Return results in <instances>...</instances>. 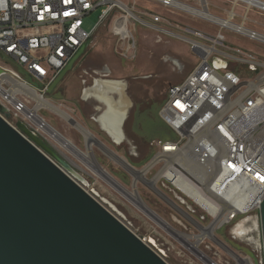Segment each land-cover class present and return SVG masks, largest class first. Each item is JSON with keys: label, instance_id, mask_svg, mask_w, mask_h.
<instances>
[{"label": "built area", "instance_id": "2783aa9c", "mask_svg": "<svg viewBox=\"0 0 264 264\" xmlns=\"http://www.w3.org/2000/svg\"><path fill=\"white\" fill-rule=\"evenodd\" d=\"M99 8L98 23L86 31L84 19ZM138 27L184 43L198 58L188 77L167 92L159 117L178 138L149 142L154 155L148 174L158 170L159 179L150 181L154 190L200 228L197 236L204 235L202 228L212 230L213 237L201 243L209 239L221 245L216 233L255 218L264 200V54L229 38L241 36L264 49V0H0V62H8L0 66V105L7 111L2 116L14 128L22 122L62 154L45 132L50 125L41 111L46 108L34 112L31 99L14 94L3 78L45 97L101 28L109 30L115 53L135 62ZM214 59L222 67H215ZM96 74L82 90L83 102L105 82L122 84L126 91V84L110 79L108 69ZM109 94L119 97L118 91ZM99 117L92 120L98 123ZM82 186L94 196V184ZM232 237L237 240L238 234ZM152 248L167 260L155 243ZM195 253L202 264H219L199 249Z\"/></svg>", "mask_w": 264, "mask_h": 264}, {"label": "rangeland", "instance_id": "374dc122", "mask_svg": "<svg viewBox=\"0 0 264 264\" xmlns=\"http://www.w3.org/2000/svg\"><path fill=\"white\" fill-rule=\"evenodd\" d=\"M101 9L99 8L92 12L84 19V29L86 31L89 32L96 26L100 19ZM239 9L241 12V8ZM213 11L215 10L213 9ZM209 27L207 25L206 30ZM136 38L139 45L138 59L135 62H129L122 60L115 53L114 43L109 30L101 28L89 45L97 47V54L104 64L102 63V65L94 69L89 66V63L75 66L57 88L51 94L45 96V99L56 106H60L73 119L75 114L72 109H75V106L79 107L82 110L81 113H83V124L77 123L89 131L103 146L95 144L93 147V154L97 164L109 173L115 180V183L121 187V190L123 188L126 192L137 191L143 203L163 221L167 222L174 232L177 231L178 235L195 237L200 234V228L192 224L189 219L184 218L181 214L182 212L174 206V203L171 200H167L164 195L156 192L150 183L156 177L158 179V170H154L147 175L146 178L149 182L140 180L135 184V178L132 173L120 164L118 160L124 159L134 169L141 170L149 164L154 155V152L150 151L151 148L149 146L151 139L177 140V135L166 124L160 120H150L149 122L147 121V116L144 114L137 115L136 124L138 126L141 124V131L138 130V126L136 127V124L134 126L133 115L138 109L139 111L148 109L149 113L158 115L169 88L184 81L188 73L196 65L197 58L184 43L172 39H161L154 33L141 27L137 28ZM229 38L234 39L238 44L256 54H264V49L252 41L244 39L241 36H229ZM159 39L162 41L159 42L158 49L148 48L143 50V46L148 47L149 43L158 42ZM3 61L0 62V66L8 64L6 60ZM172 62H175V64ZM11 66L20 72L19 68L14 65ZM107 69L111 72V80L126 84L125 94L129 99L130 106H132L128 112L129 119L123 128L126 141L119 146H116L106 137L102 138L103 140L99 139L93 132L99 126L88 118L91 115L92 106H99L102 113L106 110V106L101 105V102L94 97L89 103H83L79 100V96L77 98V95L82 93L85 86L93 84V80L98 77L96 73L102 75ZM83 79L87 80L85 85L81 82ZM113 98L115 100L118 99L117 96H113ZM36 105L37 103L31 99L30 108L33 109ZM41 114L55 132L80 151L87 153V141L84 135L72 123L48 109L42 110ZM149 125L155 128L154 133L145 132L146 126ZM100 127L103 129L101 124ZM134 131L138 136L134 134ZM132 137H135L137 140V145H143L145 149L142 152L136 150V154H134L131 149L132 146L128 143V141H132ZM50 143L54 144L70 163L78 167L79 173L87 182L94 184L96 192L120 213V218L126 225L137 235L142 238L146 237L149 242L155 243L157 249L163 251L170 264H202L199 256L195 252L189 251L184 242L177 236H174L173 232L165 230L164 227L150 218L139 206L132 203L123 191L106 180L105 177L99 176L94 171L95 168L92 162L88 164L81 162L78 157L76 158L74 154L62 148L55 140H50ZM198 213L200 214L199 211ZM242 224L245 228L247 227L246 231L242 234L244 237L250 234L248 239L234 241L230 237L229 227H224L216 233L221 245H218L214 240L207 239L198 246L199 251L219 264H238L240 262L237 260V257L240 259L248 258L254 264H264L261 229L258 221L256 218H252L249 224ZM205 225L208 226L209 222ZM195 242L196 240L188 241V243Z\"/></svg>", "mask_w": 264, "mask_h": 264}, {"label": "water", "instance_id": "95a60500", "mask_svg": "<svg viewBox=\"0 0 264 264\" xmlns=\"http://www.w3.org/2000/svg\"><path fill=\"white\" fill-rule=\"evenodd\" d=\"M213 64L222 67L216 59ZM6 112L0 105V264H170L113 206L84 189L87 181L75 165L22 122L10 125L2 116ZM127 118L128 113L122 129ZM255 218L264 258V200Z\"/></svg>", "mask_w": 264, "mask_h": 264}, {"label": "bare ground", "instance_id": "6f19581e", "mask_svg": "<svg viewBox=\"0 0 264 264\" xmlns=\"http://www.w3.org/2000/svg\"><path fill=\"white\" fill-rule=\"evenodd\" d=\"M3 81H6L7 83H10L12 85L14 94L16 93L24 94L30 99H32L33 101H35L37 103V106L34 112H38L42 108H46L56 113L57 115L61 116L66 121L72 123L74 127H76V129H78L84 135L87 141V153L80 151L77 147L72 145L69 141L63 138L60 134L55 132V130L51 128L50 126L45 128V132H47L53 140H55L58 144H60L62 148L74 154L76 158L78 157L81 160V162L85 164L92 162L93 167L95 168L94 171H96L99 174V176L105 177L106 180H108L109 182H111L112 184H114L116 187H118L121 190V187H119V185L115 183V180L109 175V173L105 171L101 166H99L97 162L95 161V157L93 154L94 145L98 144L101 147L103 146L97 141V139L89 131H87L85 128H83V126L75 122L74 119L71 117V115L67 111L62 109L60 106H56L50 103L49 100L45 99V97L41 96L34 90L27 88L24 84H21L15 81L12 77L10 76L4 77ZM114 91L119 92V97L117 100H115L109 94V92H114ZM91 92H93L92 96L94 98H96L99 102H101L102 104L106 106V110L103 111L102 115L100 114V118L98 119V122L103 127V130L108 132L109 136L111 135L110 137L114 142L118 144L123 142L125 138H124L122 127H123V122L127 116L128 109L130 107L129 99L125 94V86L119 83L105 82V83H102V85H97V87L92 89ZM11 98L13 99L14 97H11ZM118 162H120V164H122L132 173V175L135 178V184L140 180L147 181L146 176L151 170L152 165H148L144 169L137 170V169L129 167L126 160L124 159H119ZM121 191L125 193V195L128 197V199H130V201H132V203L139 206L150 218H152L154 221L158 222L162 227H164L165 230L167 229L168 231L173 232V230L171 229V227L169 226L167 222L163 221L158 215H156L153 211H151L143 203L137 191L126 192L123 188ZM238 228H239L238 229L239 232H242L244 229L242 228V226ZM202 231L204 233L203 236H195V237H188L184 235H179V236L181 237L182 241L186 244V246H188L193 252H198V246L201 244L203 239L207 236L213 237L211 229L202 228ZM190 240H196V242L188 243V241ZM237 260H239L240 264H254L252 260L248 258L240 259L239 257H237Z\"/></svg>", "mask_w": 264, "mask_h": 264}, {"label": "crops", "instance_id": "0c3cea01", "mask_svg": "<svg viewBox=\"0 0 264 264\" xmlns=\"http://www.w3.org/2000/svg\"><path fill=\"white\" fill-rule=\"evenodd\" d=\"M112 38V37H111ZM112 40H113V38H112ZM160 41H158V42H151V43H149L148 44V47L147 46H143V50L145 49H148V48H157L158 49V45H160V43H159ZM113 43H114V40H113ZM97 47L94 45V46H91V45H89L88 44V46L86 47V49H85V51H84V53L80 56V58L76 61V63H75V65H74V67L75 66H78V65H81V64H84V63H89V66L92 68V69H94V68H97L99 65H102V61L100 60V56L97 54ZM197 58V57H196ZM91 63H90V62ZM197 63H198V58H197ZM197 63H196V65H197ZM104 64V63H103ZM195 65V66H196ZM195 66H194V68H195ZM74 67H73V69H74ZM193 68V69H194ZM193 69L191 70V72L193 71ZM71 71V70H70ZM69 71V72H70ZM68 72V73H69ZM191 72H189L188 73V75L191 73ZM67 73V74H68ZM67 74L65 75V77L67 76ZM188 75H187V77H188ZM64 77V78H65ZM186 77V78H187ZM63 78V79H64ZM112 78V77H111ZM185 78V79H186ZM184 79V80H185ZM78 96H79V100H81L82 101V93H79V95H77V98H78ZM167 96V95H166ZM74 97H76L75 95H74ZM76 98V99H77ZM166 99V98H165ZM90 101V100H89ZM165 101V100H164ZM163 101V102H164ZM83 102V101H82ZM83 103H89V102H83ZM163 104V103H162ZM132 105V104H131ZM74 106V105H73ZM75 109H72L73 110V112H74V114H75V117H74V119H76V121L77 122H79V123H82L83 124V113H81V109L79 108V107H74ZM131 108H132V106H130L129 107V110H128V112L131 110ZM99 110H100V108H99V106H97V105H94V106H92V111H91V115H90V117H88L89 119H91L92 120V117L93 116H96V115H100L99 114ZM147 109H144V110H142V111H146ZM128 119L129 118H127V120H126V122H125V124L127 123V121H128ZM90 120V121H91ZM93 121V120H92ZM94 122V121H93ZM96 123V122H95ZM98 126H99V128L96 130V129H94V133L98 136V138L99 139H102V138H104V137H106L107 139H110L111 141H112V143H114L116 146H119V145H121V144H118V143H116V142H114L112 139H111V137L108 135V134H106L103 130H102V128L100 127V124L99 123H96ZM125 124H124V126H125ZM103 140V139H102ZM124 140H126V138L124 139ZM128 143L132 146L131 147V149H132V151L134 152V154H136V150H138V151H140V152H142L143 151V149H145V148H143V145L141 144V145H137V140L135 139V137H132V141H128ZM151 152H153V150L151 149L150 150ZM150 156V155H149ZM148 156V157H149ZM147 157V158H148Z\"/></svg>", "mask_w": 264, "mask_h": 264}, {"label": "flooded vegetation", "instance_id": "af4514ba", "mask_svg": "<svg viewBox=\"0 0 264 264\" xmlns=\"http://www.w3.org/2000/svg\"><path fill=\"white\" fill-rule=\"evenodd\" d=\"M101 105H102V103H101ZM104 105V104H103ZM105 106V105H104ZM136 118H137V111H135L134 112V115H133V120H134V122L136 121ZM126 141V140H125ZM124 141V142H125ZM124 142H122V143H120V144H123ZM174 219H175V217H173ZM242 221H245V220H242ZM242 221H239V222H237V223H235L232 227H230L229 229H230V237L232 238V240H234V241H236V239H233V237H232V234H235V233H237L238 234V238H237V240H240V241H242V240H246V239H248L249 237H250V234H247V235H249V236H245L244 237V235L242 234L243 232H245L246 231V229H247V227L245 228L244 227V225L242 224L243 222ZM252 221V219H250L249 220V222H251ZM249 222H247V224H249ZM242 226V228H244L243 229V231L242 232H239L238 231V227H241Z\"/></svg>", "mask_w": 264, "mask_h": 264}, {"label": "trees", "instance_id": "16d2710c", "mask_svg": "<svg viewBox=\"0 0 264 264\" xmlns=\"http://www.w3.org/2000/svg\"><path fill=\"white\" fill-rule=\"evenodd\" d=\"M164 103V102H163ZM142 115V114H144L145 116H147V121H149L150 122V120H160V121H162L161 119H160V117H159V114L158 115H153V114H151V113H149V110L147 109L146 111H142V110H140L139 111V109L137 110V115ZM136 121H137V119H136ZM134 122V126H135V124L137 123V122ZM163 122V121H162ZM164 123V122H163ZM165 124V123H164ZM138 125L136 124V127H137ZM140 128H141V124L138 126V130H140ZM169 128V127H168ZM141 131V130H140ZM154 131H155V128H153V126H146V128H145V132L146 133H154ZM134 134L136 135V136H138L136 133H135V131H134ZM153 139H160V140H164V139H162V138H153ZM153 139H151V140H153ZM150 140V141H151ZM149 141V142H150Z\"/></svg>", "mask_w": 264, "mask_h": 264}, {"label": "snow or ice", "instance_id": "6c2138e0", "mask_svg": "<svg viewBox=\"0 0 264 264\" xmlns=\"http://www.w3.org/2000/svg\"><path fill=\"white\" fill-rule=\"evenodd\" d=\"M262 179H264V178H262Z\"/></svg>", "mask_w": 264, "mask_h": 264}]
</instances>
